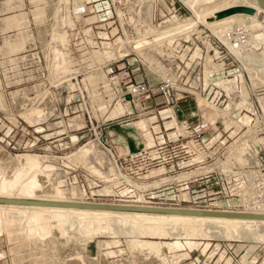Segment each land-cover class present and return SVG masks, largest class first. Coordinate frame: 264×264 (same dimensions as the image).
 Segmentation results:
<instances>
[{
  "label": "built area",
  "instance_id": "built-area-1",
  "mask_svg": "<svg viewBox=\"0 0 264 264\" xmlns=\"http://www.w3.org/2000/svg\"><path fill=\"white\" fill-rule=\"evenodd\" d=\"M189 1L71 0L69 15L74 24L65 27L69 37L68 46L72 53L88 52L93 48V26L88 28L90 24L84 21L90 14L107 11L109 15L98 21L111 23L108 27L116 29L113 37L119 35L118 37L123 36L133 42L143 40L145 34L152 29H160L166 22L193 14ZM81 21L85 22L84 26L80 25ZM51 22L53 24L54 19ZM207 29L209 28L203 26L198 29L199 32H190L188 37L176 36L171 42H164L162 52L157 53V61L162 67L160 71L153 68L146 56V53L151 51L150 46L141 49L132 46L131 51L118 55L119 59L104 64L102 68L107 70L112 83H125L126 87L119 89V93L127 101L143 102L159 95L163 98V104L173 105L203 97L227 115L214 122L200 112L179 116L174 111L177 117L176 125L166 126L165 120L172 121L174 116H162L160 111L155 115L158 117L153 122L155 126L151 128L154 130V127H160L158 131H154L156 137L153 145L140 151L118 155L112 145L102 138L101 132L106 123L95 125L90 111L86 109L84 112L87 125L80 130H86L92 136L96 131L101 133L99 139L104 142L100 143L108 152L112 163V168L104 175L95 174L89 169L82 171V175L93 183L89 192L83 190L86 201L109 199L118 201L119 204L184 208V203L198 204L199 199L210 197L212 200L217 195L241 200L247 191H251L253 199L250 198L247 205L255 206L254 200L264 205V142L259 143L257 148H250L254 152L252 173V170H245L236 163L226 170L219 168L225 162L227 143L233 131L236 130L235 134H239L250 129L255 135H264V108L258 97L257 105L252 108L241 106V101L237 103L249 79L246 66L235 51L250 50L251 30L247 24L234 25L220 36L210 29L208 32ZM189 37L191 38L188 39ZM150 41L153 42L152 39ZM197 44L200 45L201 51L195 54ZM54 61V39L51 37L39 41L38 45L24 52L7 57L1 65L5 89L9 91L11 104L7 111H0V132L7 133V136L18 133L26 136L18 141L11 139L7 144H4L3 139L0 147L9 153L49 150L41 143L40 134L47 131L44 123L62 117L57 108L58 100L62 99L65 91L69 93L67 88L70 82L78 80L73 83H80V73L75 72L71 77L64 76ZM120 62H123L122 67L116 65ZM147 72L162 79L152 82L147 78ZM260 91L264 89L257 92ZM258 94L262 95L261 92ZM128 96L131 98L128 99ZM86 97L84 93L80 94L82 102H86ZM155 100L152 99L151 102L160 104ZM32 109L40 111L39 116L42 118L40 117L37 124H30L22 117L24 112ZM62 115L65 117L68 114H65L64 110ZM130 115L131 113H128V116ZM228 123L232 124L227 127ZM215 134L220 136L217 138ZM63 139L70 138L66 136ZM54 148L57 153H65L71 146L68 141ZM160 169H164L163 173L150 175L153 170ZM68 170L67 172L72 173L77 172L79 168L69 164ZM77 176L74 175L73 181H78ZM71 185L80 187L76 183ZM103 185L109 187V193L97 194L91 191L92 187ZM207 185L209 189L217 190L199 196L198 193L205 190ZM202 186V190H197ZM184 193H188L190 198L181 197ZM211 204L213 203L196 207H210ZM247 205L243 203L245 209ZM221 247L222 244L219 248Z\"/></svg>",
  "mask_w": 264,
  "mask_h": 264
},
{
  "label": "rangeland",
  "instance_id": "rangeland-1",
  "mask_svg": "<svg viewBox=\"0 0 264 264\" xmlns=\"http://www.w3.org/2000/svg\"><path fill=\"white\" fill-rule=\"evenodd\" d=\"M32 1L33 0H29V2L31 4L29 13L31 15H33V13H34L33 10H35L37 7H43V6L46 7V5L49 8V9L46 8L47 11L49 10V12H46L45 14L52 13V14H49L48 16L45 15L46 18L44 16L43 19L45 21L44 20L41 21L39 19H38L39 21L37 19L35 20L36 17H34V15H33L34 22L36 23V25L38 27L39 41H45L46 39H50L51 37L54 38L53 37L54 28L57 29V27H58V24L56 21L57 20V18H56L57 11L55 14H53L55 12L54 10H57L56 8H59V6H60L61 7L60 8L61 9L60 15L65 17V15H67L69 13V10H67L66 4L60 3V5H59L58 0H48V1L45 0V1H41L42 3H37V2L34 3ZM232 1L236 4L235 5L236 7H245V8L252 9V12H239V13H235L233 15L235 16L236 19L239 20V23L237 25H242V24L248 25V27L251 30L250 41H253V45H254L253 48L257 52L262 51L264 48V46H263L264 44H261L262 40H264V22H263L264 17L261 16V14L257 8L256 1L255 0H232ZM10 2L19 3L18 6H16L14 9H18V8H19V10L24 9V6H25L24 0H12V1H9L8 3H10ZM70 3H71V0H70ZM19 6H21V7H19ZM50 6H52V7H50ZM68 7H70V6H68ZM50 8H51V10H53V12H50ZM46 9H45V11H46ZM191 9H192L193 14L196 17H198V18H196L195 24H194L197 26L194 29V30H197V32L200 31L198 29L202 28L203 26H206L213 33H215L216 32L215 28L216 27L219 28L224 24V21H221V20L206 21V20L202 19L192 7H191ZM23 12H25V11L23 10ZM106 12L107 11L90 14L84 20L85 22L90 24L88 26V28L93 26L94 37L91 40V42L94 45L93 48H91L88 52L80 51L77 53L76 52L72 53L68 44H66L65 50H66V48H68L66 52L70 51L67 53V56H69V58L71 59V64H70L71 67H69L70 71L68 70V71L63 72V70H64L63 68H60V66L59 67L56 66L60 70L63 69L62 72L64 73V76L66 75L68 77H71L72 74H74L75 72L80 73L79 74L80 77H78L80 83L79 84L75 83L76 84L75 86L72 84H73V82H77L78 80L71 82V84L69 83L68 88H67L69 93L67 94V91H65L64 94L62 95V99H59L57 102L58 103L57 104L58 112L63 114V112L65 110V114H68V115L63 117V115L61 114L62 117H60V118L56 117V118H54V120L47 121L44 123V125L47 127V131L40 134L41 139H42L41 143H42L43 147H47V149H49V150L48 151H34V152H30V151L10 152V154H12V155L22 154V153H38V154H41L44 156H48V159H46L44 164L45 165L46 164L47 165H49V164L53 165L55 168V170H54L55 173L52 171L51 173H53V175H51V173L49 172L48 175H50L52 178L48 177V176H46V177L49 180H53L54 182H56L55 184L59 185L61 187V189H63L65 195L67 197H69V198H67L68 200L71 199L70 196L72 195L71 194L72 189H73V187H75V186H72L71 184L76 183V184L80 185V187H78V189H80L79 191L84 194L83 190L85 189L86 192H89V187L93 186V183L90 182L88 177H84L82 175V171H87V169H88L87 167H85V166H83V164H79V163H73V162L69 163L68 160L63 159V157H66V156H69L70 154H73L74 152L79 150L82 146H84L87 143H90V144H88L89 146H91L93 144L94 145V146L92 145V148L94 147L93 148V154L90 156V159L91 158H93L95 160H96V158L102 159V162H104V164L102 163L100 165V168H101V170H103L102 172L106 173V171L108 172L109 169L112 168V163L110 161L108 152L105 151L101 145V143L104 142V140L108 144L112 145V143H113V146H116V151H114V152L118 155H125L127 152L133 153L132 151L137 149V146H141L142 148L150 147L151 145H153V142L155 141L156 135H155L154 131H158L160 129L159 126L154 127V130L151 129V128H153L152 126H155V124H153V122L158 118L155 116V115H157L158 112L161 111L162 116H166V115H170V116L173 115L174 116V119L172 121H169V119L165 120L166 126L176 125L175 120L177 117H175L174 111H176V113L179 116L191 115V113H192V106H191L192 100H197V99L200 100V98L202 100L204 99L203 97H200V98L197 97L195 99L185 101V102H181L178 104H173V105L163 104L161 102L163 100V98L160 97L159 95L155 96L149 100H145L143 102L142 101H136L133 103V102H130V101L128 102L127 100L123 99L121 97V93H119V89L126 87L125 83H123V82L122 83L116 82L115 84L112 83L110 80V76L107 74V70L105 68H102V67L104 64H108L109 62H112V61L119 59L120 56H118V55H120V54L124 55V54L128 53V50L131 51L132 46H134L135 48H138V49H139V47H138L137 41L132 42L131 39H127L126 37H123V36L118 37L119 35L113 37V34L116 33L115 32L116 29H114V27H111V28L108 27L111 23L109 21H101V22L98 21L100 19H104V17H107L109 15V13L107 14ZM193 14L188 15V17L189 16L193 17ZM184 18H187V17H184ZM26 19L29 20V18H26ZM52 19L55 20L53 24L51 22ZM71 19H72V21L70 22L71 23L70 25L74 24L73 18H71ZM183 19H180V20H183ZM28 20L24 23L23 27L18 29V33L15 36L16 38H17V35L20 34V32H22L21 34L25 35L23 28H25V27L28 28V26L30 25V20L29 21ZM84 21L83 22L81 21V23H80L81 26H84L83 25L85 23ZM60 23L61 24H59L58 29L61 26L62 28L64 27V29H62V30L66 31L65 27L68 26V23L64 24L63 21H61ZM56 24H57V26H55ZM162 27H164V25H161V28ZM20 29H22V30H20ZM209 29H207L208 32H209ZM89 31H90V29L87 30V32H89ZM190 38L191 37H189L188 39H190ZM184 39H186V38H184ZM150 40H151V38H148L149 45L152 49V52H147L146 53V54H148V55H146L147 57L149 55H152V53H154V54L160 53L159 50L157 48H155V44L152 41L150 42ZM39 41H38L37 45L39 44ZM68 41H69V37H68ZM78 41H80V40H78ZM152 44H154V45H152ZM176 45H177V43H176ZM57 46L58 45H57L56 41L54 40V49L57 48ZM183 46H184V43H183ZM196 46H197L196 49H198V51L200 52L201 51L200 45L197 44ZM25 49L26 48L24 46L22 49L14 51V52H12V51L11 52L10 51L9 52L0 51V93L3 94L4 98H5V104L3 106H0V111H7V108L11 104V102L9 100V94H8L9 91L5 89V82H4L3 75H2L1 65L3 64V61H4V59H6V57H10L14 54L24 52V51H26ZM154 54L152 56L157 55V54H155V55ZM69 58H68V60L70 61ZM149 61H150V58H149ZM54 62H56V65H58L57 61H54ZM241 62L244 63L245 61L241 60ZM122 63L123 62H120V63H117L116 65H120V67H122ZM245 63H247V62H245ZM153 65L154 64H152V66ZM61 67H62V65H61ZM98 68H101L100 70H102V72H103V74H102L103 77L101 78V81L98 82L97 84H95V85L90 84L89 81L86 80L87 79L86 77H88V75L90 73L94 72ZM159 68H162V67H159ZM157 70L160 71V69H157ZM245 70L247 73V77L249 79L248 80L249 83H247L246 87H243V92L240 96V99L237 101V103L239 101L243 100V94L246 93L245 91H247L249 93L250 98L247 100V101H249V103L247 102L248 105L247 104L246 105L249 108H252L253 106L257 105V102H256L257 97L261 96L258 93L261 92L262 96H264V91L257 92L258 90L264 89V84L263 85H258V84L254 85L253 81L250 79L251 77H250L249 71L246 67H245ZM164 71H165V68H164ZM209 73L211 74L212 72L209 71ZM147 74H148L147 78L150 79L152 82H154V81L156 82V81L162 79V77L157 76L156 74H152L149 72H147ZM123 75H125V74H123ZM139 79H141V78L139 77ZM70 85H72V86H70ZM258 88H260V89H258ZM82 93H84L87 96L86 102H82L80 100V94H82ZM152 99H156L155 101H157L160 104H156L155 102H151ZM204 102L208 103V101H204ZM207 105H209L208 108L210 110L211 109L212 110L214 109L213 111H215L216 109L219 110L217 107L211 105L210 103H208ZM240 105H241V102H240ZM172 106H175V107H172ZM241 106H243V105H241ZM34 108H36V107H34ZM86 109H88L90 111V114L93 118V121H95V125H97L99 123L101 124L102 122H105L106 124L112 123V125H110L109 127L117 125L120 129L119 137H120L121 141H119L116 136L111 137L112 135H111L110 130L114 131L113 134L115 133V130L113 128L108 129V132H106V130H103L101 132L102 138L104 139L103 141L101 139H99L101 133H99L97 131H96L95 135L92 136V134H90L88 131L80 130V129H83L87 125V119H86V115L84 112ZM34 110L32 109V111H34ZM29 112L30 111H27V112H24L22 114L23 119H25V120L27 119L25 116L27 115V113L29 114ZM147 112H150V113L148 114ZM128 113H131V115L128 116ZM151 113H153V114H151ZM197 113H199L198 110H196L195 114H197ZM200 113H202V112H200ZM225 114L226 113H223L220 111V114H218V116L213 115L211 117L212 119H210V120H213L215 122L217 117H218V119H222L224 116L227 115V114L226 115ZM137 115H139V116H137ZM153 116H155V117H153ZM40 117H39L38 113L36 115L33 114L31 116L32 119H29V120L32 122L31 124H37L40 122L39 120L42 118V117L41 118ZM215 117H216V119H214ZM142 119H143V121H141ZM26 121L28 123H30V121H28V120H26ZM44 121H46V120H44ZM139 121H140V124H139ZM127 123H129L130 125L133 126L132 130L134 133H132L130 135L125 134V136L123 137L122 135H124V133L122 132L120 126L122 124H127ZM142 123H143V125H141ZM144 123H145V125H144ZM230 124H232V123H230ZM227 125H228L227 127H229V123ZM241 127L242 126H240V128ZM236 132L237 131H233L230 134L231 139L227 143L226 154H225V159H224L225 162L223 165L221 164L219 166V168L226 170L228 168H231L236 163L239 167L244 168L245 170H248V171L252 170V171H250V173H252L254 170V168H253L254 152L250 148L251 147L257 148L259 143H261V142L263 143L264 142V135H255L250 131V129H248L246 131L244 130V131L240 132L239 134H235ZM66 136H69L70 139H68V140L63 139ZM72 136H77L78 137L77 139L79 140V142H75L77 139L72 140ZM215 136H217V138H218L220 136V134H218V135L215 134ZM224 136H227V135H224ZM24 138H26V136L21 134V133H18L15 135L12 134L10 136H7V133L0 132V142L4 141L3 139H5L4 144H7V142L11 139L18 141V140H22ZM131 138L132 139L138 138L139 139L138 144L132 145V143L130 142ZM113 139L116 142H114V141L112 142L111 140H113ZM246 139L248 141V146H247V149L243 152V155H242L243 161H242L240 159L235 158L230 153L235 151L236 150L235 148H237V146L240 144V142H242L243 140H246ZM68 141H69V145L71 146V148L65 153H60V152L57 153L54 146L59 147V144L66 143ZM0 145L2 146L1 143H0ZM95 147H96V149H95ZM0 150H1L0 151V155H1L0 159L1 158L3 159L5 156L4 159L7 160V156L9 154V152L6 151L5 149H3L2 147H0ZM138 151H140V150H138ZM1 153L3 155L5 154V155L2 157ZM6 154H7V156H6ZM100 155H102V156H100ZM59 157H62V158H59ZM6 160H4V161L6 162ZM229 161L232 164L229 163ZM226 163H228V165ZM69 164H72V165L74 164V167L79 168V170L77 172H72V173L67 172V171H69L68 170ZM107 164H108V166H107ZM163 171H164V169L153 170L150 173V175L163 173ZM93 173H95V172H93ZM75 174L78 175L77 176L78 177L77 182L73 181V177ZM95 174H98V173H95ZM104 174H102V175H104ZM99 175H101V174L99 173ZM47 178H44V179L46 180ZM158 178L159 177H157L156 180H158ZM152 180H155V179H152ZM52 184H54V183H52V181H50V183L47 181L45 183L46 188L47 189L50 188L49 185H52ZM208 186L209 185H207V187H205V190L201 189L204 186L198 188L197 190H199V189L202 190V191L200 190L201 192H199L198 195L202 196L203 194H209L210 192H214L215 190H217L214 188L209 189ZM106 187H107L106 185H103L102 187H97V188L92 187L91 191H94V193H97V194H100V193L104 194V193H107V191H105L107 189ZM181 197L186 198V199L190 198L188 193L182 194ZM209 198L210 197L199 199L198 204H194L192 202L191 203H184L182 206L184 208H181V209H187V210H189V209L193 210L194 209V211L199 210V209H195V208L206 209V210L199 211L200 213L201 212H203V213L204 212H206V213H214V212L230 213L228 211H232V212L244 211V212H247L246 211L247 209H245L243 207V203L241 202L242 198H241V200L238 198H235V197L222 198L218 195L216 197H214V199H212V200H210ZM83 200L86 201L85 197ZM86 202L90 203V204L91 203L92 204H94V203L95 204H106V202H107L111 205H115L112 203H118V201L109 200V199L97 200L96 202L93 200H92V202H89V201H86ZM210 202L213 203V204L209 205L210 207H205V206L196 207L197 205H205L206 203H210ZM121 203H123V202H121ZM116 205H123L124 206V205H128V204H119L118 203ZM129 205H131V204H129ZM135 206H142V205H135ZM151 207H153V208H166V207H154V206H151ZM192 207H194V208H192ZM176 209H178V208H176ZM6 233H7L6 231H3L2 233H0V251L4 252V253L0 252V264H21V263L22 264H30V262L33 264L34 262L36 263V261L39 259H40L39 263L37 261L36 264H53L54 259L57 262L58 261L60 262V260H61L60 263H64V260H67V258H70L71 254H72L71 257L75 258V259L70 258L66 262L67 264L68 263L72 264V262H73V264H80V263L85 264L84 261L87 259H88L87 260L88 263L91 262L90 264H115V263L116 264H264V240L254 239V238L253 239H251V238L250 239H242L238 236H233V238H232V236L231 237L227 236L229 238H227L225 236L224 237L218 236L217 238L214 236H207V237H204V236L199 237L198 236V237H195L196 239H193L194 241L199 242V245L194 247V249H190L186 245L182 251H176V254H175L174 251H173L174 252L173 253L167 247H163L162 255H155L154 253H151L148 255V254H145L143 252H140V250L137 251V249H135L134 252H131L129 245L127 246L126 240L132 239L133 235H130V234L123 235L124 233H122V234L120 233L122 236L119 233L117 234L118 236L117 235L109 236V234L100 235L93 242H90L87 245L86 249L84 250V248L81 245L82 243L79 242V240L76 238V236H77L76 233H74V231H71L70 233L72 235L69 234L66 237L65 236L64 237L59 236V238L62 242L58 238L57 239L58 242L55 240V242H57L58 244L56 243V244H52V246H48V247H50L51 250L48 247H46L47 251L45 250L44 246L40 247L38 245H33L35 247L38 246L36 248L32 247V245H29V247L27 246L30 250L27 247L20 245V248L24 247V248L20 249L19 246H17V244H18L17 242L20 243V241L16 242V239H14L15 240L14 243H13V241L10 242L8 239L9 235H8V233L7 234ZM126 235H128V236H126ZM150 235H152V234H150ZM150 235L149 234L148 235H146V234L141 235V238L150 239V240L157 239V241L164 242V241L175 240V238L177 237V236L174 237V234L166 235L165 238L163 236L160 237L159 235H154V236L153 235L150 236ZM180 236H179L180 240L182 239L183 243H185V240L187 241V239H186L187 237L182 235L181 236L182 238H181ZM69 237H71V238H69ZM75 239L77 240L76 241L77 244L79 243L78 245L75 244L76 243ZM113 239L120 242V244L118 242L113 244V246H111V249L110 248L108 249V250H113V251L115 250L114 255L102 256L105 258L98 256L99 255L98 248H97L98 240H107V241L111 242V241H113ZM158 239H160V240H158ZM63 242H65V243H63ZM15 243H16V245H15ZM207 243H211V244H210L209 249L206 252H204L203 249L205 248ZM220 244H222L221 248H219ZM45 245H49V244L46 243ZM54 245H57V246H54ZM58 245H61V246L58 247ZM63 245H65V247ZM11 246L18 247L17 249H19L23 252L16 250V249H15L16 252H13L14 247L12 248ZM230 246H231V248H230ZM57 247L59 249L62 247L60 249L61 251H57V249H58ZM31 248H32V250H35V251H31ZM121 248H123L124 251H123V249L121 250ZM12 249H13V251H11ZM62 249H64V251ZM36 251L38 252L37 254L41 255V256H38L37 254H36L37 256H32V254H34ZM135 251H137V252H135ZM45 252L46 253L48 252V253L46 254ZM58 252H59V254H58ZM60 252H62V253H60ZM17 253H19V255H18L19 257L22 256L24 259L22 257L20 258L21 260L18 259L19 257L15 259V257H17V255H15V254H17ZM29 253L31 254V257L29 255ZM1 254L3 255V257H1L2 256ZM24 254H25L26 258L24 257ZM45 255H47V256H45ZM83 255L85 258L83 257ZM12 256L13 257L15 256L14 259ZM52 256H54V257L52 258ZM65 256H66V258H65ZM160 256H162L163 258L165 256V258H164L165 261L162 260V258H160ZM50 257L53 260L50 259ZM80 257H83L84 259H82ZM243 257H245V259H247V261H246L247 263L244 260H242ZM29 258L33 261H29L30 260ZM89 260H90V262H89ZM46 261H48V262H46ZM100 261H102V262L99 263ZM242 261H244L245 263Z\"/></svg>",
  "mask_w": 264,
  "mask_h": 264
},
{
  "label": "bare ground",
  "instance_id": "bare-ground-1",
  "mask_svg": "<svg viewBox=\"0 0 264 264\" xmlns=\"http://www.w3.org/2000/svg\"><path fill=\"white\" fill-rule=\"evenodd\" d=\"M41 1H45V0H33L32 2L42 3ZM255 1H256V5H257V8L261 16L264 17V0H255ZM75 2L77 3L78 1H75ZM60 3H65L67 10H69L68 6H70L71 4L70 0H58L59 5ZM188 4L197 12V14L202 19L206 21H216V20L224 21V24L221 27L215 28L216 30L215 33L220 36L221 34H223V32H225L226 30L230 29L231 27L239 23V20L236 19L233 14L226 16V17H221V18L217 16V14L220 13L221 11L236 7L235 6L236 4L232 0H190ZM46 8H48L47 5L46 7L44 6L37 7L35 10H33L34 12L33 15L34 17H36L35 20L39 19L43 21L44 20L43 18L45 15L48 16L49 14H52V13L45 14L46 12H49V10L47 11ZM60 8H61L60 6L59 8H56L57 10H54L55 12L53 13L55 14L57 11L56 21H57L58 27H59V24H61L60 23L61 21H63L64 24L68 23V26H69L71 24L70 22L72 21L71 19L72 17L69 15V13L67 14L68 16L67 15H65V17L61 16ZM50 12H53L51 8H50ZM26 18H27V14L25 12H21L19 14L13 15L12 17L10 16L9 18H7L8 19L7 21L10 27L12 26V27H16L19 29L24 26L23 20L24 21L28 20ZM196 18L198 17H196L193 14V17L189 16L183 20L175 19L173 21L171 20L169 22H166L165 24H162L164 25V27H162L161 29H152L150 32H148V34L144 35L143 40L140 39L137 41L139 49L143 47H149L150 45H149V41L147 40V37L148 38L151 37V39L153 40V43L155 44V48H157L159 52H162V49L165 45L164 42L166 41L171 42L172 39L176 36L188 37L190 32H192L195 29V27H197L196 25H194ZM57 24L55 26H57ZM58 27L57 29L54 28V32H53L54 33L53 39L56 41L58 45L57 48L54 49V60L57 61L58 63V65L56 66L58 67L60 66V68L64 69V70L62 69L63 72H65L69 70V67H71L70 66L71 59L69 58V56H67V53L70 51L66 52L68 48H66L65 50L66 44H68V34H67V31L62 30L64 29V27L62 28L60 26L61 29L60 28L58 29ZM21 33L22 32H20V34L17 35V38H15L13 41L5 40L3 46L0 48V51L6 50L8 52L9 51L14 52V51L22 49L25 45V41L27 40H25L26 39L25 36ZM261 44H264V40H262ZM249 45H250L249 51H246V49H239L235 51V54L237 55L239 59L247 62V63L244 62V64L249 71V74L251 77L250 79L253 81L254 85H257V84L263 85L264 84V48L262 51L257 52L253 48L254 46L253 41H250ZM150 52H152V49ZM198 52L199 51L197 49L195 51V54H198ZM153 54L154 53H152V55ZM152 55H149L150 57L148 56L147 58L148 59L150 58L151 63L154 64L153 68L161 69L159 68L161 67V65H159L157 61V55L155 56H152ZM68 58L70 59V61L68 60ZM100 69L101 68L96 69L94 72L90 73L88 77H86L87 78L86 80H88L90 84L95 85L101 81V78L103 77L102 76L103 72ZM214 69H217V68H214ZM72 85L75 86L76 84L73 83ZM245 92L246 93L243 94V100L241 101V105L243 106L244 105L246 106L247 102L249 103V101L247 100L250 98L249 93L247 91ZM258 97H259L258 99L260 100L264 108V96L261 95ZM204 101H207V100L205 99L202 100L201 98L200 100L199 99L192 100L191 106H192L193 114H195L196 110H198L199 112H202V114H204L203 116L207 119H212L211 117L213 115L218 116V114H220V111L217 109L215 111H213L214 109L213 110L211 109L213 111L212 112L208 108L209 107V105H207L208 103H205ZM4 104H5L4 95L0 93V106H3ZM31 111L29 112V114L27 113L28 116L26 114H25L26 116L24 115L27 118L26 120L28 121H30L29 119H32L31 116L33 114L36 115L38 113L40 115V111L38 109H35L32 112ZM214 119H216V117ZM141 121H143V119ZM31 123L32 122L30 121V124ZM246 123H248V120L246 121ZM139 124H140V121H139ZM141 125H143V123ZM230 125L231 124L229 123V126ZM132 127L133 126L129 124L128 125L122 124L120 126L122 132L126 135H130L133 133ZM77 138H78L77 136H72V140H76ZM247 139L240 142L237 148H235L236 150L231 152L230 154H232V156H234L235 158L243 161L242 155L248 146ZM88 144L90 143L85 144L73 154L66 156V159H68L69 162L83 164V166L87 167L89 170L95 173H98V174L100 173L102 175L105 172H102L103 170H101L100 165L102 163L104 164V162H102V159H99L96 157H95L96 160L93 158L90 159V156L93 154L94 147L92 148V145H93L92 143H91L92 144L91 146H89ZM4 155L2 154V157ZM3 159L2 158L0 159V199H7L10 201L11 200H20V201L22 200V201H32V202L35 201L38 203H54V205H40V204L18 203V202L17 203L0 202V233H2L3 231H6L9 235L8 239L10 242L13 241L14 243L15 241L14 239H16V242L20 241V243L17 242L18 243L17 246H19V248H20V245L24 247H27V246L29 247V245H32V247H35L33 245H38L40 247L44 246L46 250V247L52 246V244H56L58 242L57 239L59 238V236L66 237L67 235L71 234L70 233L71 231H74V233H76L77 236L76 235L75 236L79 240V242L82 243L81 245L84 248V250L86 249L87 245L90 242H93L100 235L109 234V236H115L118 233L119 234L124 233L123 235L130 234V235H133L132 236L133 238L130 240L129 239L126 240L127 246L129 245V248L131 249L130 251L134 252V250L137 249V251L140 250V252H143L148 255L151 253H154L155 255H162L163 247H167L172 252L174 251L175 254H176V251H182L186 245L190 249H194V247L199 245V242H196L193 239H196L195 237H198V236L199 237L214 236L216 238L218 236H222V237L232 236V238L233 236H238L242 239H250V238L253 239L254 238V239L264 240V205L261 204L260 202L257 203L255 200L253 201V203L256 204L255 205L256 207L252 205H247V203H250L249 199L250 198L251 200L253 199L251 191H247L242 197V202L248 206L246 208L247 212L228 211L230 212L228 214H214V213H206V212L200 213L199 211L201 210L194 211V209L187 210V209H181V208L176 209V208H169V207L168 208H154L156 209L154 211H132V210H112V209L88 208V207H81V205H89L90 203H87L86 201L83 200L84 194L79 191L80 189H78V186L73 187L72 193H71L72 195L70 196L71 199L68 200L67 198L69 197L65 195L63 189H61L59 185H56L55 184L56 182H54L53 180H49L46 177V176L51 177L50 175H48V173L49 172L51 173L52 171L54 172L55 170L53 165L44 164L46 159H48V156H44L38 153H22V154H16V155H12L9 153L7 156V160L4 159L6 160V162ZM229 163L231 162L229 161ZM226 164L228 165V163ZM51 175H53V173H51ZM44 178H47L48 180L47 179L46 180L49 183L50 181L54 183L52 185H49L50 188L48 189L46 188V185H45L47 181ZM106 188L107 189L105 191L109 193L110 192L109 187L107 186ZM94 205H111V204L109 203L95 204L94 203ZM124 206L153 208L151 206H135V205H129V204L124 205ZM221 213H227V212H221ZM145 234L146 235L152 234L153 236L159 235L160 237L163 236L164 238L166 235L174 234V237L175 236L177 237L175 238V240L161 242V241H157V239L150 240V239L141 238V235H145ZM180 235L181 236L184 235L187 237L186 238L187 241L185 240V243H183L182 239L180 240L179 238ZM55 240L57 242H55ZM76 241L77 240L75 239V242ZM117 242L118 241L114 239L111 242L107 240H98L97 242V248H98V253H99L98 256L102 257V256L114 255L115 250L113 251V250H108V249L109 248L111 249V246H113V244ZM44 243L45 244L47 243L49 245H45ZM118 243L120 244V242ZM75 244L78 245L79 243L77 244L76 242ZM210 244L211 243L206 244L205 248L203 249L204 252H206L209 249ZM61 245H58V247ZM54 246H57V245H54ZM63 246L65 247V245ZM11 247L12 248L14 247V251L13 249L11 250L13 252H16L15 249L19 250L17 249L18 247H15V246H11ZM24 247H21L20 249ZM48 248L50 249V247ZM60 249L58 248L57 251H61ZM122 249L123 248H121V250ZM62 250L64 251V249ZM31 251H35V250H32L31 248ZM37 253L38 252L36 251L34 253L35 255L32 254V256H37L38 255ZM15 255H17V257L14 256L15 259L19 257L18 256L19 253ZM29 255L31 257L30 253ZM38 256H41V255H38ZM54 256H52V258ZM71 256L70 258H72ZM1 257H3V255ZM21 257L22 256H20L18 259H20ZM24 257H25V254H24ZM83 257H80V258L84 259L85 257L84 258ZM52 258L50 257V259ZM70 258H67V260H64V263H60L61 260L60 262L59 261L57 262L55 259L54 260L52 259V260L54 262L53 264H65ZM102 258H105V257H102ZM160 258L164 260L165 256L164 258L160 256ZM72 259H75V258H72ZM39 260H37L38 263H39ZM87 260L84 261L85 264L86 263L90 264L91 263L90 260H89L90 263H88ZM242 260H244L245 262L247 261L245 257H243ZM29 261H33V260L30 259ZM101 262L102 261H100L99 263ZM36 263L34 262L33 264H36ZM30 264L32 263L30 262Z\"/></svg>",
  "mask_w": 264,
  "mask_h": 264
},
{
  "label": "crops",
  "instance_id": "crops-1",
  "mask_svg": "<svg viewBox=\"0 0 264 264\" xmlns=\"http://www.w3.org/2000/svg\"><path fill=\"white\" fill-rule=\"evenodd\" d=\"M9 1H12V0H0V48L3 46L5 40H14L16 37V34L18 33V28H15V27H10V25L8 24V19L10 16L12 17L13 15H16V14H19L21 12H23V10L25 11V13L27 14V18H29L30 20V25L28 26V28H23L24 29V36H25V50H28L30 48H32L33 46L37 45L38 41H39V32H38V27L36 25V23L34 22V17L33 15H31L29 13V10H30V2L29 0H24V9L22 10H19V9H14V7L18 6L19 3H16V2H10L8 3ZM26 20L24 21L23 20V23H25ZM27 35V37H26ZM29 37V38H28ZM7 38V39H6ZM6 51V50H5ZM4 51V52H5ZM8 52V51H6ZM129 124V123H127ZM110 125H112V123L110 124H106L104 130H106V132H108V129H114L115 130V133L113 134L114 131H111V137L113 136H116L117 139L119 141H121L120 137H119V127L117 125L115 126H111L109 127ZM130 125V124H129ZM133 128V127H132ZM134 133V132H133ZM123 137L125 136L122 135ZM112 142H116L114 139L111 140ZM130 142L133 144H138L139 142V139L138 138H131L130 139ZM112 147L116 150V146H113V143H112ZM142 147L141 146H137V149L133 150L132 152H136L138 150H141ZM127 153H131V152H127Z\"/></svg>",
  "mask_w": 264,
  "mask_h": 264
},
{
  "label": "water",
  "instance_id": "water-1",
  "mask_svg": "<svg viewBox=\"0 0 264 264\" xmlns=\"http://www.w3.org/2000/svg\"><path fill=\"white\" fill-rule=\"evenodd\" d=\"M239 12H252V9L245 8V7H233L224 11H221L217 14L218 17H226L231 14L239 13ZM128 99L131 97L128 96ZM0 202H15V203H29V204H40V205H54V203H38V202H32V201H20V200H7V199H0ZM81 207H88V208H99V209H112V210H133V211H154L156 209L154 208H140V207H129V206H121V205H81ZM214 214H226V213H220V212H214ZM228 214V213H227Z\"/></svg>",
  "mask_w": 264,
  "mask_h": 264
}]
</instances>
